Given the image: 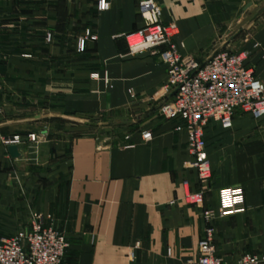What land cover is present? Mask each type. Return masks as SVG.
I'll list each match as a JSON object with an SVG mask.
<instances>
[{
	"label": "crops",
	"instance_id": "crops-1",
	"mask_svg": "<svg viewBox=\"0 0 264 264\" xmlns=\"http://www.w3.org/2000/svg\"><path fill=\"white\" fill-rule=\"evenodd\" d=\"M95 1L0 0V216L61 231L69 264H194L200 208L182 199L183 180L194 187L185 129L157 110L172 94L164 66L156 54H126L121 34L142 25L139 0H107L102 11ZM155 1L182 56L202 63L219 49L244 52L264 83L262 1ZM86 29L95 38L77 52ZM13 135L15 158L2 143ZM203 139L206 203L215 206L222 187L243 191L241 210L214 225L221 264L264 255V119H209ZM3 223L0 237L13 232Z\"/></svg>",
	"mask_w": 264,
	"mask_h": 264
},
{
	"label": "built area",
	"instance_id": "built-area-1",
	"mask_svg": "<svg viewBox=\"0 0 264 264\" xmlns=\"http://www.w3.org/2000/svg\"><path fill=\"white\" fill-rule=\"evenodd\" d=\"M107 0H96L98 11L107 9ZM137 13L142 25L136 30L122 33L127 55L140 53L158 55L166 73L164 88L171 91L169 98L157 107L164 119L177 122L176 129L186 132L188 158L183 168L194 175V187L182 182V199L200 208L201 236L196 244L194 264H221L213 245L214 225L226 212L239 211L243 204V191L239 186L222 187L217 191V203H206L205 192L210 178L207 154L204 148L203 129L211 119L222 127L231 124L236 111L248 114L252 119H264V83L244 64V52L217 50L202 63L189 56H182L171 41L176 32L173 22L162 24L160 7L155 0H139ZM85 38L94 39L90 30L76 40L77 52L82 50ZM51 34L46 32L44 41ZM148 133L141 137L147 139ZM34 141L33 133L26 135ZM13 135L3 139V144H17ZM67 241L63 233L52 227H42L31 222L29 228L18 227L10 235L0 237V264H69L65 259ZM129 261L132 253H128ZM264 255L242 254L233 264H261Z\"/></svg>",
	"mask_w": 264,
	"mask_h": 264
},
{
	"label": "rangeland",
	"instance_id": "rangeland-1",
	"mask_svg": "<svg viewBox=\"0 0 264 264\" xmlns=\"http://www.w3.org/2000/svg\"><path fill=\"white\" fill-rule=\"evenodd\" d=\"M256 1H262V3L264 4V0H255ZM240 23H237L233 26V29H235L237 26H239ZM7 109V106H3V105H0V111L3 113L4 110ZM12 111V110H11ZM89 122H92V121H95L97 123L100 124L101 127H104V123L106 121V119L104 118H98V119H95V118H91L88 120ZM115 129V128H114ZM109 131H112L113 128H108ZM0 220H2L4 223L2 224V227L4 228L5 231L7 232H11V231H14L16 228L20 227L21 225V221L19 219H14L13 217H9V216H0Z\"/></svg>",
	"mask_w": 264,
	"mask_h": 264
},
{
	"label": "water",
	"instance_id": "water-1",
	"mask_svg": "<svg viewBox=\"0 0 264 264\" xmlns=\"http://www.w3.org/2000/svg\"><path fill=\"white\" fill-rule=\"evenodd\" d=\"M6 151L11 158H15L18 156L17 148L14 144L7 145Z\"/></svg>",
	"mask_w": 264,
	"mask_h": 264
}]
</instances>
